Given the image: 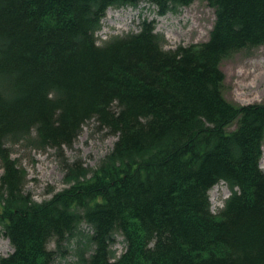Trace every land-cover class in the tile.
Returning <instances> with one entry per match:
<instances>
[{"label":"trees","instance_id":"trees-1","mask_svg":"<svg viewBox=\"0 0 264 264\" xmlns=\"http://www.w3.org/2000/svg\"><path fill=\"white\" fill-rule=\"evenodd\" d=\"M194 1L0 0V225L14 250L0 264H264V103L228 102L220 69L264 45V0H202L215 23L199 45L165 49L147 21L96 37L111 7L163 17ZM90 122L117 137L97 169L64 149ZM21 143L55 149L69 187L36 202L11 156Z\"/></svg>","mask_w":264,"mask_h":264},{"label":"rangeland","instance_id":"rangeland-1","mask_svg":"<svg viewBox=\"0 0 264 264\" xmlns=\"http://www.w3.org/2000/svg\"><path fill=\"white\" fill-rule=\"evenodd\" d=\"M187 7L164 17L157 15L155 7L144 3L138 9L110 8L102 20L101 30L96 34L98 44L101 45L112 37L139 32L142 22L145 21L155 22L156 32L162 34L166 40L165 49L207 42L215 23V11L202 0H196ZM220 69L224 75L222 94L228 102L238 107L264 103V45L235 52L222 61ZM234 128L235 125L230 130ZM116 141V136L108 134L95 122H90L78 136L73 148H65V155L70 162L80 159L86 168L97 169ZM9 148L12 158L28 174L26 190L35 201L41 203L50 200L56 193L69 187L64 181L65 173L60 166V159L56 156V150L49 148L39 151L26 143L9 145ZM260 166L264 172V145ZM1 174L0 170V177ZM230 195L231 191L224 183L210 191L213 214L223 208ZM122 239L118 237L114 246L117 256L125 251ZM49 245L50 249L57 250L55 243ZM75 246L76 240L70 248L74 250ZM11 251L9 242L0 233V258L9 255ZM76 263L77 258L74 255L66 258L58 256L55 262Z\"/></svg>","mask_w":264,"mask_h":264},{"label":"bare ground","instance_id":"bare-ground-1","mask_svg":"<svg viewBox=\"0 0 264 264\" xmlns=\"http://www.w3.org/2000/svg\"><path fill=\"white\" fill-rule=\"evenodd\" d=\"M187 9H190V7H187Z\"/></svg>","mask_w":264,"mask_h":264}]
</instances>
